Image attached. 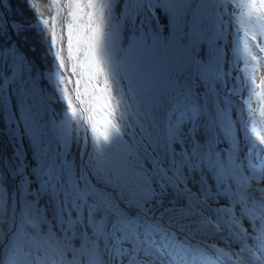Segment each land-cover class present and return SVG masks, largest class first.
Masks as SVG:
<instances>
[{"label":"snow or ice","instance_id":"snow-or-ice-1","mask_svg":"<svg viewBox=\"0 0 264 264\" xmlns=\"http://www.w3.org/2000/svg\"><path fill=\"white\" fill-rule=\"evenodd\" d=\"M262 69L264 0H0V264H264Z\"/></svg>","mask_w":264,"mask_h":264},{"label":"rangeland","instance_id":"rangeland-1","mask_svg":"<svg viewBox=\"0 0 264 264\" xmlns=\"http://www.w3.org/2000/svg\"><path fill=\"white\" fill-rule=\"evenodd\" d=\"M37 56H39V51H38V53H37ZM72 93H73V91H72L71 88H70V90H69V95H68L67 99L65 100L63 106H67V107L69 108L70 111L74 109L75 112H76V114H77V113H78V108H77V106L74 104V102L76 103V100H75V98H74V96H73ZM63 106H62V105H58L57 107L60 108V107H63Z\"/></svg>","mask_w":264,"mask_h":264},{"label":"trees","instance_id":"trees-1","mask_svg":"<svg viewBox=\"0 0 264 264\" xmlns=\"http://www.w3.org/2000/svg\"><path fill=\"white\" fill-rule=\"evenodd\" d=\"M100 122H104V123H106V125H107V120H105V121H100Z\"/></svg>","mask_w":264,"mask_h":264}]
</instances>
